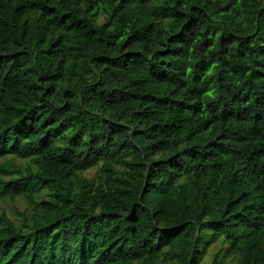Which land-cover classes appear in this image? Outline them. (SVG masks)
Segmentation results:
<instances>
[{"label": "trees", "instance_id": "trees-1", "mask_svg": "<svg viewBox=\"0 0 264 264\" xmlns=\"http://www.w3.org/2000/svg\"><path fill=\"white\" fill-rule=\"evenodd\" d=\"M0 264H264V0H0Z\"/></svg>", "mask_w": 264, "mask_h": 264}, {"label": "rangeland", "instance_id": "rangeland-1", "mask_svg": "<svg viewBox=\"0 0 264 264\" xmlns=\"http://www.w3.org/2000/svg\"><path fill=\"white\" fill-rule=\"evenodd\" d=\"M26 205L22 204V203H15L12 204L10 202L8 203H4V204H0V210L1 211H6L7 214L12 218V219H17V220H21V213L24 211Z\"/></svg>", "mask_w": 264, "mask_h": 264}]
</instances>
